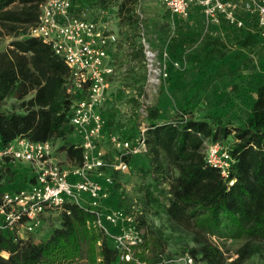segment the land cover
I'll return each instance as SVG.
<instances>
[{"label": "trees", "instance_id": "trees-1", "mask_svg": "<svg viewBox=\"0 0 264 264\" xmlns=\"http://www.w3.org/2000/svg\"><path fill=\"white\" fill-rule=\"evenodd\" d=\"M44 1L0 0V22L18 35L0 54V105L4 99L14 98L21 102L22 109L10 113L0 110V148L17 138L51 141L55 155L63 154L67 161L81 166V142L72 139L76 134L71 124L72 96L67 92L70 70L48 44L27 35ZM109 1L94 0L85 4L83 0H74V9L87 11L90 18L97 19L101 8L109 5ZM141 1L118 0L121 26L132 31L138 29ZM112 14L105 18L106 22L111 20ZM115 33L118 42L113 48L119 47L120 42L119 34ZM255 34L251 30L247 32L238 40L239 46L242 49L256 47L259 41ZM130 36L126 34V39L132 40ZM219 44L214 41L206 45H215L218 51L223 47V43ZM109 52L113 53L112 49ZM142 56L140 49L134 55L135 58ZM220 56L223 58L224 54ZM184 114L158 123L159 111L152 109L146 132V165H138L135 158L127 162L130 168L150 176L155 186L169 178L166 167L169 163L175 173L165 209L169 218L178 223L192 221L201 232L212 236L247 240L238 252L236 263H241L259 252L250 246L251 241H264V82L256 86L255 98L241 126L231 128L220 119L211 123L185 118ZM112 124V119H107L106 128L110 132ZM133 126L132 123L127 132L118 135L122 139H133L136 136ZM232 135L234 142L228 146L234 157L230 177L234 184L229 185L217 170L206 165L202 147L205 140L215 143ZM105 172L111 177L117 173L108 169ZM16 177H20L21 184L35 181L29 165H19L9 159L0 161V201L4 192L13 191L3 189ZM146 195L151 197L149 188ZM66 209L70 214L61 211L56 215V226L46 232L41 227L26 239L0 231V264H168L164 256L165 241L146 230L144 221L138 222L139 228L145 230L144 243L135 250L131 261H125L119 259L112 241L94 226L93 211L72 203H67ZM190 254L206 264L225 263L223 252L212 243L191 248Z\"/></svg>", "mask_w": 264, "mask_h": 264}, {"label": "rangeland", "instance_id": "rangeland-1", "mask_svg": "<svg viewBox=\"0 0 264 264\" xmlns=\"http://www.w3.org/2000/svg\"><path fill=\"white\" fill-rule=\"evenodd\" d=\"M92 1L83 0L85 4ZM117 2L110 0L109 5L101 8L105 18L113 13L111 20L107 21L120 39L116 49L117 74L109 83V93L103 105L105 115H109L113 121V134L122 139L118 134L127 132L133 123L138 136L143 128L148 127L152 109L159 111L158 123L172 121L183 113L188 118L211 123L220 119L231 128L244 123L255 98V88L264 82V37H260L258 46L242 49L236 36L222 34L219 39L224 43V57L221 58L217 52L204 49L207 41L218 37L208 36L206 23L203 26L200 22L191 23L174 16L160 0H142L138 10L139 27L132 31L121 26ZM126 34L131 35L132 40L126 39ZM17 37L16 32L0 22V54ZM145 45L155 54L153 67L149 66L144 56ZM139 49L143 56L135 58ZM20 105V101L7 98L2 101L0 110L21 112ZM72 139L80 141L76 135ZM220 142L231 146L233 135ZM103 144V151L113 157L115 151L112 145L109 142ZM56 157L63 163L66 161L63 154ZM135 159L138 165H146L144 155ZM166 167L169 178L159 186L152 183L150 176L143 175L135 168H130L128 173H114L116 184L111 191L115 192L110 199L111 202L114 200V204L109 206V210L136 213L138 222L146 223V230L165 241L164 256L168 264H188L186 258H192V264H206L190 254L191 248L201 247L205 243H212L221 249L224 264H264V241H251L250 246L259 249V252L236 263L238 252L247 240L212 236L201 232L192 221L178 223L170 219L165 209L175 173L169 163ZM18 173L21 174L22 170ZM70 180H74L73 177ZM26 187L28 184H21L20 177H16L3 190L14 191ZM148 188L150 198L146 195ZM55 216L56 213L52 212L43 219L44 232L58 224ZM34 237L38 238V235Z\"/></svg>", "mask_w": 264, "mask_h": 264}, {"label": "built area", "instance_id": "built-area-1", "mask_svg": "<svg viewBox=\"0 0 264 264\" xmlns=\"http://www.w3.org/2000/svg\"><path fill=\"white\" fill-rule=\"evenodd\" d=\"M174 16L186 19L192 7H198L208 26L225 21L230 26L243 29L244 17L254 21L249 29L264 37V0H160ZM74 0H46L39 6L36 23L27 35L41 39L60 56L70 70L67 92L72 96L71 124L80 138L83 163L75 166L59 160L51 141L33 142L17 138L0 148V161L29 165L34 182L28 187L4 192L0 201V231H8L16 238L26 239L42 227L49 213L58 215L67 203L86 207L95 213L94 226L112 241L119 259L131 261L135 250L144 243L136 213L104 209L115 180L105 171L128 173L127 159L147 152L146 132L143 128L133 139H121L113 133L105 139L107 121L99 111L103 107L110 77L116 73V64L109 57V50L118 42V36L105 14L90 18L87 11H76ZM146 46V45H145ZM144 56L153 67L155 54L145 48ZM186 118V116H185ZM112 145L115 153L108 154L101 147L102 141ZM202 155L206 165L217 170L221 177L234 184L231 171L234 157L230 147L221 142L205 140ZM103 177L104 182L94 178ZM75 177V180H70ZM114 230V231H112ZM192 264V258H186ZM140 264V263H139Z\"/></svg>", "mask_w": 264, "mask_h": 264}, {"label": "crops", "instance_id": "crops-1", "mask_svg": "<svg viewBox=\"0 0 264 264\" xmlns=\"http://www.w3.org/2000/svg\"><path fill=\"white\" fill-rule=\"evenodd\" d=\"M184 20H186L188 22H191V23H198V22H200L201 24H203V26H205V23H206L205 22L204 15L200 12V9L198 7H195V6L191 8L189 16L186 19H184ZM244 21L246 22V26L243 29H237V28H235L233 26H230L225 21H222L220 25H210V26H208V33H209L208 36H210V35H217L218 37H216V39H214V40H209V41H207L204 44V46L206 47V50H208V52H217L218 54L221 55L222 50L216 51V49L214 48V47H216L215 45H211V46H208L207 47L206 44L209 43V42L218 41L220 43L219 45H222L223 42H221L220 39H219V37H221L222 34L232 35V36L234 35V36H236L238 38V40H240L241 38H243L246 35L247 32L250 31L249 28L254 26V21H251V20H249L246 17H244ZM255 35H257L258 41L260 43V36L258 34H255ZM259 43H258V45H259ZM223 47H224V43H223ZM116 49L117 48H112V51L114 53V56H113V53L112 52L109 53V57L112 60V62H114V63L116 62V52H117ZM116 74H117V68H116V73L113 76V79L115 78ZM110 82H111V80H110ZM107 93H109V91H107ZM107 93H106V95H107ZM110 100H112V99H110ZM99 111L105 117L106 121H107V119L110 118L109 115H105V113L103 111V107L100 108ZM110 133H113V131L110 132L106 128L105 131H104L105 139L108 138V135ZM103 143H105V145L108 144L107 140L102 141L101 147H103V145H104ZM108 158H111V156L108 155ZM93 175H94V178L100 180L101 182H104V178L103 177H97L98 175L96 173H94ZM73 179L75 180V177H73ZM111 192H112V194H110L109 195V198L106 199L104 201V203H103L104 204L105 211H108L109 210V206L112 207V204H114V200H113V202H111L110 199L112 198L113 192H115V191H111Z\"/></svg>", "mask_w": 264, "mask_h": 264}, {"label": "water", "instance_id": "water-1", "mask_svg": "<svg viewBox=\"0 0 264 264\" xmlns=\"http://www.w3.org/2000/svg\"><path fill=\"white\" fill-rule=\"evenodd\" d=\"M144 232H145V230L143 229V230H142V234H144Z\"/></svg>", "mask_w": 264, "mask_h": 264}]
</instances>
